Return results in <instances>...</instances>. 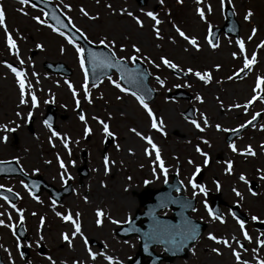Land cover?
<instances>
[{
	"label": "rangeland",
	"instance_id": "obj_1",
	"mask_svg": "<svg viewBox=\"0 0 264 264\" xmlns=\"http://www.w3.org/2000/svg\"><path fill=\"white\" fill-rule=\"evenodd\" d=\"M50 1L71 19L74 28L85 33L88 41L100 44L102 39L105 40L116 57L123 58L128 63L131 61L129 57L136 56L148 67L151 76L163 81V86L150 83L157 96L148 104L158 126L162 122L163 128L161 131L153 129L151 118L136 99L113 86L110 79L118 83L115 75L103 80L97 87H89L76 53V47L79 46L69 44L65 35L53 32L45 21L41 25L32 19L34 16L43 19L42 13L16 1L0 0V8L6 14L7 32L12 36L20 60L23 61L21 64L9 52L5 29L0 28V136L7 137L6 142L0 143V161H15L26 174L40 175L48 184L57 188L66 181H70L72 187L70 195L56 207L45 200L37 204L28 199L24 182L19 177L0 179L1 188L12 189L23 200L25 212L21 215L28 236L26 242L21 243L28 253L24 260L19 256L18 242L13 237L14 227L10 231L0 226V252L5 264H10L9 257L11 264H73L74 261L79 264H108L99 255L101 252L118 264H128L137 251L138 240L119 239L114 231L131 219L139 208L138 196L144 188L158 189L166 176L173 174L177 175L182 185L183 195L196 200L195 211L191 215L205 222L208 227L191 248L187 259L174 260L172 264H237L231 254L232 249L247 264L264 261V246L258 247L256 244L258 238L264 239V228L259 229V225L264 227V180L260 179L264 176V150L261 148L264 145V102H261L264 100V46L257 48L264 41V0H225L223 7L220 0H202L200 5L195 0H182L179 4L176 0H163V3L160 0H147L143 7H139L135 0ZM64 4L71 6L70 12L63 7ZM225 5L231 7L240 25L238 40L244 44L243 55L236 40L222 34L215 49L209 46L208 32L211 28L222 25ZM209 6L211 12L208 11ZM197 7L204 11V20L197 15ZM80 8L97 19L89 20L80 13ZM21 9L26 15L22 14ZM122 10L124 14H121ZM249 10L253 15L245 22L243 17ZM148 11L153 12L161 21L159 25L144 15ZM127 12L139 18L143 26L138 27ZM154 27L159 29L160 39L156 38ZM177 27L189 38L196 40L199 50L178 35ZM252 28L257 31L249 40ZM37 44L41 48L38 49ZM133 45L140 49L139 54L133 52ZM121 47L124 51H121ZM253 52L256 53V61L251 70L241 80H236L238 76L235 75L243 69L244 58L251 59ZM233 53L236 58H233ZM162 56L175 63L182 72L189 68L201 74L208 72L211 79L204 84L192 73L187 74L186 80L175 78L170 73V68L161 64ZM149 60L152 63H148ZM44 62L66 65L72 71L71 77L63 78L45 72L42 67ZM6 64L24 73L22 79L25 82L27 101L24 105L19 103V87ZM257 77L261 78L262 83L254 93ZM65 81L72 85L71 90ZM186 84L191 86L186 87ZM83 86L87 88V100L84 98ZM175 90L184 91L190 99H170L169 93ZM73 91L76 92L75 98ZM29 93L37 98L36 108L31 107ZM253 95H257L258 99L249 104L245 111L243 106ZM117 96L120 97L119 100ZM196 96H200L201 100L197 101ZM48 104L56 107V137L52 136V131L42 121ZM77 104L85 116L83 122L76 117ZM189 107L193 110L192 120H196L201 127L204 126V119H207L209 127L203 132L197 131L189 122L190 119L183 116V112ZM17 112L21 113L19 117L16 116ZM29 112L32 113L31 117H28ZM257 113L262 114L259 123L239 142L234 143L237 152H232L224 143V131H217L215 126L234 129L248 122ZM98 120L107 123L113 133L106 147L108 136L104 135ZM16 125L19 127L15 132L4 130V126ZM85 125L90 129L87 136L84 135ZM130 129L151 138L157 145L165 172L162 173L155 162V152H151L146 141L137 137ZM64 137L68 138L67 149L62 142ZM203 140H207L208 144H204ZM247 146L252 147L255 156L240 154ZM197 147L207 154V165L204 164V157L195 151ZM145 148L149 149L151 155H145ZM57 156L65 165L63 170L59 167ZM104 157L109 159L107 174L104 172ZM189 160L193 163L189 164ZM228 161L232 162L231 174L225 171ZM82 166L85 171L83 177L79 178L77 169ZM197 166L203 171L199 184L205 187L203 193L195 183L197 173L193 175ZM241 175L248 183L239 179ZM190 180L197 185L195 189L189 183ZM168 181L171 179L168 178ZM101 183L104 187H101ZM249 183L256 184V190L252 192L257 195H251ZM233 189L241 196L237 197ZM206 193L219 194L220 199L228 206H239L240 211L248 218L244 224L245 231L251 237L250 241L244 240L228 207H221L225 221L223 224L209 216ZM45 197L43 194V198ZM6 206L0 200V213H4L0 217L7 224L11 221L6 215L12 214ZM97 210L104 213L99 227L95 223ZM57 212L61 215L70 214L73 218L79 213L81 232L88 241L87 249L79 235H71L74 231L72 223L62 221L56 215ZM253 216L258 218L257 221L252 220ZM18 217L12 215V221H17ZM41 217H44L43 225L40 224ZM111 220L118 223L113 224ZM62 233L69 236L71 247L61 238ZM209 233L227 240L230 247L226 248L209 240ZM90 241L94 245H89ZM236 241L243 247H238ZM39 247L44 251L42 255L38 254ZM213 248L219 249L221 255L212 252ZM4 249L8 251L5 252ZM88 250L97 254L95 261L88 257Z\"/></svg>",
	"mask_w": 264,
	"mask_h": 264
},
{
	"label": "water",
	"instance_id": "obj_2",
	"mask_svg": "<svg viewBox=\"0 0 264 264\" xmlns=\"http://www.w3.org/2000/svg\"><path fill=\"white\" fill-rule=\"evenodd\" d=\"M146 1L147 0H136L139 6L145 5ZM29 3L32 6L42 10L44 13H47V15H45V19L47 22L67 33L74 41L78 42L82 46L85 57L86 71L89 76L90 84L94 85L101 81L103 78L109 77L112 72H116L119 76L120 83L130 93H136L143 96L145 102H149L155 97V92L152 91L148 86V80L150 78L148 71L140 61L134 60L133 67H129L124 61H120V64L122 65V67L120 68H117L115 66V63H113L112 67H107L106 58L112 59L108 49L104 46L96 47L86 42L84 38L80 37L79 34L70 27L65 17L61 14L58 8L53 5L52 2L46 0H29ZM224 16L225 23L222 28L212 30L213 43L216 41L217 36L220 32H224L225 34L232 35L236 38L238 37L239 25L236 22L234 15L229 7L225 8ZM53 17H58L60 23L58 24L56 20L53 19ZM61 25H63V27H61ZM43 68L49 73L61 74L66 77H69L72 74L71 71L62 63L45 62L43 64ZM172 72L177 77L186 78V75L184 73L178 72L176 70H172ZM243 74L245 73L240 74L238 78L242 77ZM170 97L188 98V96L181 91L171 94ZM52 111L53 108L50 107L47 112L48 114L44 119L45 122L49 125L52 124ZM184 116L191 118V109L185 112ZM254 123L255 122L249 124L247 127L252 126ZM247 127L231 133L229 137L231 139L236 137ZM19 174L23 177H26L20 172L16 164L0 163V176L6 177ZM38 179L42 181V179ZM42 185L45 189L48 190V192H54V189L52 187H48L44 183H42ZM173 190H176L178 192L181 191V187L176 182V177H174V181L172 184H165V186L160 190L144 191L140 198V206L144 208V212L142 214L137 213L132 222L128 223L117 232V234L122 235L124 238L133 234H136L141 238L140 253H138L136 258L132 260L130 264H141V258L151 255V253L147 252L145 248L150 249V247L155 244H164L163 246L166 251L169 253L172 252V248H174V246L171 244V237L173 235L177 236L179 234L184 237V235L187 233V229L190 226L195 227L196 238L194 240L183 238V246H185L186 248L189 247L203 231L205 227L204 225L198 224L188 217V212L193 209L194 201L187 200L183 196L171 197V192ZM210 201L211 210L216 216H220L218 207L220 201L218 200V196H212V199L210 198ZM163 208H171L173 211V217L169 219L163 218L155 220L154 214ZM231 210L236 217L242 220L244 219V217L238 213L236 207H232ZM142 217L147 218V220L143 223H141L140 221V218ZM0 264H2L1 261ZM147 264H157V262L155 261V263H151L148 261Z\"/></svg>",
	"mask_w": 264,
	"mask_h": 264
},
{
	"label": "snow or ice",
	"instance_id": "obj_3",
	"mask_svg": "<svg viewBox=\"0 0 264 264\" xmlns=\"http://www.w3.org/2000/svg\"><path fill=\"white\" fill-rule=\"evenodd\" d=\"M98 2V0H97ZM176 2L179 4V3H182V0H176ZM196 4L197 5H200L202 3V0H195ZM221 2V6L223 7L224 5V2L225 0H220ZM18 3L22 6H27L28 3H29V0H18ZM160 3H163V0H160ZM63 7L65 9H67L69 12L71 11V6L68 5V4H64ZM106 7H111V5H106ZM22 12V14H25L26 13H23V10L21 9L20 10ZM208 11L211 12V7L209 6L208 7ZM80 13L87 17L89 20H95L97 19V17L95 16H91L89 15V13L84 9V8H80ZM196 13L197 15L200 17L201 20H204L205 19V13L204 11L201 10L200 7H197L196 8ZM121 14H124L123 13V10L121 12ZM129 17H131L136 25L138 27H142L143 24H142V21L133 16V14L131 12H127L126 13ZM45 15H47V13H45ZM144 15H146L147 17H149L151 20H153L155 22L156 25H159L161 23V21L159 19H157V16L151 12V11H148V12H145ZM253 13L251 10L247 11L245 14H244V21L245 22H248L250 20V18L252 17ZM32 19L37 23V24H41V25H44V20L39 18V17H32ZM53 19L56 20V22L59 24L60 23V20L58 17H53ZM65 19L67 20L68 24L69 25H72V21L69 17H65ZM6 14L5 12L3 11L2 8H0V28H3L5 29V37H6V44H7V47H8V50L9 52L12 54V55H15L17 60H20V57L18 55V52H17V46L12 38V36L10 34H8L7 32V29H6ZM49 27H51V25H49ZM61 27H63V25H61ZM74 27V26H73ZM175 27V26H174ZM52 31L53 32H56L57 29L55 27H52ZM75 31L79 34L80 37L82 38H85V33L83 31H81L79 28H75ZM252 35H250L248 37L249 40L252 39V36H254L256 34V31L257 29L256 28H252ZM153 32L156 34V38L157 39H160V34H159V29L154 27L153 28ZM176 32L178 33V35L183 38L185 41H187V43L189 45H191L193 48L199 50V46L196 42V40L194 38H189L183 31H181L178 27L176 28ZM61 36H64V33L63 32H60L59 33ZM64 38L68 41L69 44H72V40L69 39L67 36H64ZM100 43L102 45H104L105 47L108 48V51L110 53V56L112 59H108L106 58V66L107 67H112L113 66V63H115V66L117 68H120L122 67V65L120 64V60H117L116 59V53L114 51H112V47L109 46V44H107L105 42V40H101ZM209 43V46L213 49L216 48V45L214 43H212L211 40L208 41ZM236 45L239 47V50H240V53L241 55L244 54L245 52V48H244V44L242 41L240 40H237L236 41ZM261 46H264V41H261L260 44L257 45V48H260ZM36 47L39 49L41 48V45L40 44H37ZM133 48V52L134 53H137L139 54L140 52V49L138 47H136L135 45L132 46ZM121 51H124L123 47H121ZM61 52H63V49H61ZM76 53H77V57H78V60H79V64H80V68L81 70L83 71L84 68H85V61L83 59V56H82V49L79 48V47H76ZM92 55V54H90ZM137 57L136 56H131L129 57V59L131 60H135ZM233 58H236V54L233 53ZM120 59H123V58H120ZM256 61V53L253 52L252 53V57L251 59L245 57L244 58V61H243V69H241V71L247 69V70H251V66L255 63ZM160 62L161 64H163L165 67H168L170 69H173V70H178V67L175 63L169 61L167 58L165 57H161L160 58ZM20 63L23 64V61L20 60ZM148 63H152L151 60L148 61ZM6 67L9 68V70L14 74L15 78H16V81H17V84H18V87H19V103L21 105H24L27 101L25 100V91H26V87H25V82L24 80L22 79V77L24 76V73L22 71H18L17 68L11 66V65H5ZM157 67H159V65H156ZM217 69L219 68V65L216 66ZM188 73H192V75H194L195 77H197V79L203 81L204 84H207L209 82V80L211 79V76L208 72H204L203 74H201L200 72H193L192 69H187V71L185 72V75H187ZM33 75H35V73H33ZM157 79V82L161 84V86H163V81H161L159 79V77L156 78ZM229 79H232V77H229ZM110 82L113 84V86L115 88H117L120 92L122 93H126V89L121 87V85L115 81H111L110 79ZM65 83H68L67 81H65ZM261 83H262V80L260 77H257V81H256V88L253 89V92H257V90L260 88L261 86ZM95 86V85H93ZM186 87H190L191 85H185ZM68 87L69 89L71 90L72 89V85L70 83H68ZM85 87V92H84V98L87 100L88 99V92H87V88L86 86H83ZM28 88H31V85H28ZM31 95V93H29ZM72 95L73 97L75 98L76 97V92L73 91L72 92ZM131 95H133L136 99V101L139 103L140 107L147 113L148 117L151 118V127L153 129H155L156 131H161L162 128H163V124L162 122L159 123V126H158V121L153 117V112L151 111V109L149 108L148 104L145 103V100H144V97L141 96V95H138L136 93H131ZM120 97L117 96V100H119ZM258 99V96L257 95H253L251 97V99L243 106L244 107V110L247 111L248 109V105L251 104L253 101L257 100ZM196 100L197 101H200L201 98L200 96H196ZM90 102V101H89ZM261 102H264V100H262ZM31 107L32 108H36L37 107V98L35 95H31ZM234 107H240L239 105H234ZM21 115L20 112H17L16 113V116L19 117ZM32 113L29 112L28 113V117H31ZM203 116V114H201ZM259 114H254L252 116V120L251 121H248L247 123L251 124L252 121H254L257 116ZM79 119L83 122L85 120V116L83 114H81L79 116ZM93 119H96L95 117H93ZM98 123H100L102 125V130H103V133L105 136H109V137H113V133L109 130V125L107 123H104L103 121H100L98 120L97 121ZM193 127L197 130V131H200V132H203L205 128L209 127V124H208V121L207 119H204V126L201 127V125L199 123H197L196 120H190L189 121ZM19 125H16V127H7V126H4V130L6 132H15L16 131V128H18ZM216 130L217 131H224V132H227L229 131V129H226V128H221L220 125H216ZM240 128H244L245 125L244 124H241L239 126ZM51 131V129H50ZM130 131L134 132V134L139 137L140 139L142 140H145L146 143L150 146L151 148V152H155V162L159 165V168H160V171L163 173L166 171V169L164 168V164H163V161L160 157V151L157 147L156 144L153 143L152 139L149 138V137H145L143 136L140 132L136 131L135 129H130ZM232 131H236V129H233ZM90 133V129L87 125H85L84 127V135L87 136L89 135ZM58 134L56 132H52V136L56 137ZM7 140V137L6 136H0V143H3V142H6ZM68 138L67 137H64L63 138V145L65 147V149L68 148ZM51 143V141H50ZM203 143L204 144H208V141L207 140H203ZM228 147L231 149L232 152H237V148L232 145V144H229ZM262 150H264V145L261 146ZM195 151L202 157H204V164L207 165L209 163V158L207 156L206 153H204L200 147H197L195 149ZM151 152L149 151L148 148H145V155H151ZM241 155H245V156H255V152L254 150L252 149L251 146H247L243 152L240 153ZM57 159V162L59 163V167L63 170L65 168V165L63 163V161L60 159L59 156L56 157ZM45 163H50V161H45ZM189 164H192L193 162L191 160L188 161ZM231 168H232V162L231 161H228L227 162V167L225 168V171L228 173V174H231ZM108 170H109V159L108 157H104V172L105 174L108 173ZM21 171H23V169H21ZM201 171L200 167L197 166L196 167V171L195 173H193V175H195L196 173H199ZM259 171V169L257 170ZM153 175H155V172L153 173ZM68 179H71V177H68ZM239 179L241 181H243L244 183H248V181L245 179V177L243 175H241L239 177ZM260 179L264 180V176H261ZM61 180L63 181L64 180V176L62 175L61 176ZM147 183V182H146ZM190 184H192V187L193 189H195L197 187L196 184L192 183V181L190 180L189 181ZM101 187H104V184L101 183ZM217 187H219V185L217 184ZM199 190L201 193H203L205 191V187L204 185H199ZM5 191L11 193L12 192V189L8 188V189H5ZM249 191L251 192V195L255 196L257 195L256 192H252L251 189H249ZM233 192L235 193V195L237 197H240L241 194L236 191V189H233ZM13 195H16V194H13ZM29 195H31V193H29ZM196 195V192L194 191L193 192V196ZM17 199H19V196L17 195L16 196ZM33 199H36L35 196L32 197ZM0 199H4L5 200V203H8L7 201V197H0ZM10 208H12L13 210H15L17 212V214L20 216V222L23 223V216L21 215L22 211L21 209H16V206L14 204H9L8 205ZM205 207H207V205H205ZM193 211H195V208L192 209ZM0 215H4V213H0ZM33 215H35V213H33ZM56 215L62 220V221H68V222H71L72 223V227L74 229V231L71 233V235L73 237H76L77 235L80 236L81 239L84 240V244H85V248L87 249L88 248V241L86 238H84L83 236V233L81 232V224H80V219H79V213L76 214L75 218H73L70 214H64V215H61L59 212L56 213ZM96 225L97 227L101 226V217L104 215V213L100 210H97L96 213ZM209 216H212V213L209 212ZM213 219L215 220H219V222L221 224L225 223L224 219L222 217H219V216H212ZM9 220H11V216L8 217ZM233 219H236V223L239 225V228H240V232L241 234L243 235V238L244 240H247V241H250L251 240V237L248 235V233L245 231V224L244 222H242L241 220L237 219L235 216L233 217ZM257 217L256 216H253L252 217V220L253 221H257ZM111 223L113 224H117L118 221L116 220H111ZM40 224L43 225L44 224V217H41L40 218ZM0 226H3V227H6L8 228L10 231L12 230L13 228V225L11 223H5L4 220H0ZM195 233H196V229L194 226H190L188 229H187V233L184 235V239H192L194 240L196 237H195ZM61 238L64 240V241H67L68 244H69V247H71V240L69 239V236L66 235V234H61ZM208 239L209 240H212L214 243L216 244H222L224 247L228 248L230 247V244L227 240H224V239H219L217 237H215L213 234L209 233L208 235ZM183 241H181L182 243ZM236 244L238 247H243L239 241H236ZM256 244L257 246H264V239H260L258 238L256 240ZM20 245L19 243L17 244V248H19ZM5 252L8 251V249H4ZM253 251L255 252V249H253ZM212 252H214L216 255H221V252L219 251V249L217 248H213L212 249ZM232 256L236 259L237 261V264H247L246 261H242L240 256H239V253L235 250V249H232ZM99 255L103 256L104 260H106L108 262V264H118V262H114L112 260L111 257L105 255L103 252L99 253ZM88 257L95 261L96 258H97V254L96 253H93L91 250H88ZM9 260H10V264H11V257H9ZM73 264H79V262H76L74 261ZM258 264H264V261H258Z\"/></svg>",
	"mask_w": 264,
	"mask_h": 264
},
{
	"label": "flooded vegetation",
	"instance_id": "obj_4",
	"mask_svg": "<svg viewBox=\"0 0 264 264\" xmlns=\"http://www.w3.org/2000/svg\"><path fill=\"white\" fill-rule=\"evenodd\" d=\"M155 251H156V253H161L162 252V250L159 247H156L155 248ZM187 257L185 259H176V260H183V261H185L187 259Z\"/></svg>",
	"mask_w": 264,
	"mask_h": 264
},
{
	"label": "bare ground",
	"instance_id": "obj_5",
	"mask_svg": "<svg viewBox=\"0 0 264 264\" xmlns=\"http://www.w3.org/2000/svg\"><path fill=\"white\" fill-rule=\"evenodd\" d=\"M172 129H173V130H176V128H175V127H173Z\"/></svg>",
	"mask_w": 264,
	"mask_h": 264
}]
</instances>
